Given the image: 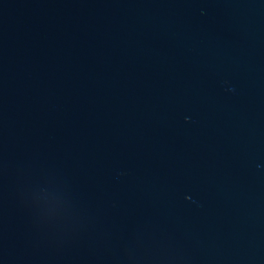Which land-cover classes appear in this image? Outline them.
Listing matches in <instances>:
<instances>
[{
	"label": "water",
	"instance_id": "95a60500",
	"mask_svg": "<svg viewBox=\"0 0 264 264\" xmlns=\"http://www.w3.org/2000/svg\"><path fill=\"white\" fill-rule=\"evenodd\" d=\"M0 264H264V0H0Z\"/></svg>",
	"mask_w": 264,
	"mask_h": 264
}]
</instances>
